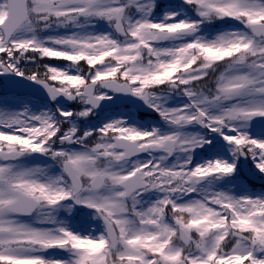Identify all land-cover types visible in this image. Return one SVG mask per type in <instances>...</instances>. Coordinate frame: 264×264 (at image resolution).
Returning <instances> with one entry per match:
<instances>
[{"label": "snow or ice", "instance_id": "snow-or-ice-1", "mask_svg": "<svg viewBox=\"0 0 264 264\" xmlns=\"http://www.w3.org/2000/svg\"><path fill=\"white\" fill-rule=\"evenodd\" d=\"M245 166L264 0H0V264H264Z\"/></svg>", "mask_w": 264, "mask_h": 264}, {"label": "rangeland", "instance_id": "rangeland-1", "mask_svg": "<svg viewBox=\"0 0 264 264\" xmlns=\"http://www.w3.org/2000/svg\"><path fill=\"white\" fill-rule=\"evenodd\" d=\"M45 62H48V61H45ZM52 63H60V62L59 61H52ZM158 119H159V117L157 116L156 119H154V120H158ZM240 180H241L242 183H244L249 188V190L254 191L253 188L249 187L247 185L246 181H244L241 177H240ZM262 191H264V187L259 188V190L255 191V192H262Z\"/></svg>", "mask_w": 264, "mask_h": 264}]
</instances>
